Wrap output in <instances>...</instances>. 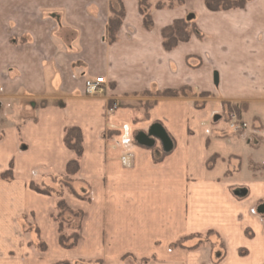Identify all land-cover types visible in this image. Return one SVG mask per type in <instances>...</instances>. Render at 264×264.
<instances>
[{
    "label": "crops",
    "instance_id": "obj_1",
    "mask_svg": "<svg viewBox=\"0 0 264 264\" xmlns=\"http://www.w3.org/2000/svg\"><path fill=\"white\" fill-rule=\"evenodd\" d=\"M190 1L154 9L153 27L146 30L138 1L122 0L125 17L117 41L108 44L110 0H0V174L10 164L13 173L11 180L0 178V264H50L58 257L101 258L104 264H264V142L254 144L247 130L236 134L220 124L225 100L248 102L241 118L246 124L250 101L264 106V0L219 12L207 11L203 0L202 15L231 17L235 30L221 33V51L199 82L202 53L187 48L190 40L165 51L160 33L195 10ZM194 56L197 67L189 65ZM227 64L236 71L239 95L221 87ZM95 77H103L104 91L89 95L85 80ZM183 86L215 96L199 105L191 95L158 98L146 120L133 122L132 94ZM118 102L128 104L108 109ZM255 116L264 139V114L255 112L249 122ZM156 122L172 139L169 150L160 142L169 152L159 162L152 146L136 142L142 131L135 133ZM71 126L82 133L77 178L91 186V201L66 195L84 215L77 247L62 250L51 218L54 197L28 183L44 170L65 172L74 157L63 143ZM106 129L120 135L105 138ZM123 137L130 142L122 144ZM211 155L217 158L209 164ZM26 221L39 228L47 251L29 244ZM209 231L219 239L218 256L209 241L195 250L170 245Z\"/></svg>",
    "mask_w": 264,
    "mask_h": 264
},
{
    "label": "rangeland",
    "instance_id": "obj_2",
    "mask_svg": "<svg viewBox=\"0 0 264 264\" xmlns=\"http://www.w3.org/2000/svg\"><path fill=\"white\" fill-rule=\"evenodd\" d=\"M251 0H248L246 5L248 4V2H250ZM203 0H191L189 3V6L192 7L195 10H186L185 14L183 15L184 17H189L191 16L192 18H194V22L196 23V25L198 24V29L201 32L202 36H198L199 38H197V35H192L191 38L189 39L190 41L186 44L187 48L190 49L191 51H197L199 53H202L201 57L203 60V65L199 68L200 73H196V80L197 82L199 81H203L202 77L203 74L206 73L205 71H207L208 69L211 68V63L213 62V59L215 56L219 55L220 51H221V44H218L219 41L221 40L222 37H224V35H221L222 32H225L227 29L229 30H235L233 28L234 23H232V20L234 21L235 19L233 18H227L225 16L220 15V13H218L216 16L213 17H206L205 15H202V13L200 12L201 10V5H202ZM245 5V6H246ZM245 8V7H244ZM206 9V7H205ZM154 10V9H153ZM152 10V11H153ZM207 10V9H206ZM236 10V9H235ZM209 11V10H207ZM168 14V13H167ZM198 14V17H197ZM163 18H165L164 15H162ZM158 22V20H157ZM232 23V25L230 26V24ZM230 27V28H229ZM233 32V31H232ZM194 59L189 60L191 61V63L189 65L193 66V67H197V65L200 64V61L197 60V56L193 57ZM220 65V64H219ZM222 70H224L226 72V76L225 79H223V83H221V87L223 89V91H226V93H228L229 95L235 96V95H239V86L237 85V74L236 71H233L232 68H230L229 64H227V66H221ZM220 86V85H219ZM190 88V87H188ZM188 90V91H187ZM185 90V95L184 96H188L191 95L195 98H198V100H196L197 105L202 104L203 100L205 98H210L213 97V95L215 96L214 93L211 92H193V90L190 88ZM156 90H150L149 94H143V93H139V94H132L135 97L137 96V99H133L131 102V107H132V111H133V122H139V121H144L148 118V112L149 109L152 107L153 102H155L157 100L156 98ZM202 93H208L210 94V96H202ZM247 95L249 97H252V95L255 94H250L249 92H247ZM225 103H229L231 105H236L240 112H237L236 110H231L230 112H228L226 114L225 112V121L221 120L222 122H220V124L224 127H229L228 126V122L231 119V114L237 113L236 115H240V117L242 118V113H244L247 109H248V102L247 101H240V102H231V101H224ZM119 103V102H118ZM117 103V104H118ZM114 104V103H109V110L113 111L115 109H117V107H124L125 105H127L128 103L125 102H121L118 105ZM244 104V105H243ZM224 111V109H223ZM262 112L264 114V106L263 104L261 105L258 102H255L253 100L250 101V109L248 110V112L245 115V118L247 119V127H245V129H239L238 131H235L236 134H242L245 132V130H247V133L249 135L248 138H251V142L254 144H257L258 141L261 143L264 142V139L262 137V130H263V125L261 124V122L259 121L258 117H252L251 122H249L250 117L256 113ZM150 128V127H149ZM80 129V128H79ZM148 128L146 129H141V128H136L135 129V133L138 131H142L143 134H146L149 138H151L153 140V144H152V152L153 154H155L157 152V154L162 155L163 151L161 149V145H160V141L151 136L148 135ZM230 130V129H229ZM81 131V130H80ZM260 131V132H259ZM260 134V135H258ZM118 135H120V131H116L113 129H106L104 131V137L105 138H111L113 139L114 137H117ZM81 137H82V133H81ZM123 140H121L122 142ZM136 142H138L136 140ZM122 144H124V142H122ZM128 144V143H125ZM82 149H83V141H82ZM235 151H242L240 149L239 146H237V148L234 149ZM74 152V151H73ZM234 152V151H233ZM83 154V152H82ZM247 157V155H245ZM74 157H75V153H74ZM73 157V158H74ZM82 157V155H81ZM81 161V158H80ZM246 163V161H245ZM79 167H80V162H79ZM66 169V166H65ZM79 172V169H78ZM78 172L73 175L71 177L70 182L66 185L65 183H51L50 178L48 177L49 174H57V175H63L64 173H58L55 172L53 170H44L41 171L39 173H37L36 177L31 179V180H36V182L40 183L42 182V180H44L46 183L51 184V186L53 187L52 189V193L49 194V196H53L55 199V207H54V212L52 214L56 215L57 211H56V203L57 201L60 199L61 195L62 197L65 199L66 195H70L73 198H76L78 200H82L85 202H90L91 201V186L89 185L88 182L80 180V178H77ZM244 169L239 173V176H243L244 173ZM12 177H13V173H12ZM30 180V181H31ZM29 181V182H30ZM56 182V181H55ZM81 182L82 187L80 188H75L74 187V183L79 185ZM28 187H29V183H28ZM243 191H240L239 193L241 194ZM41 194V193H40ZM46 195V194H44ZM66 201V199H65ZM67 206L72 209L73 211H81V216H75L74 214H69L67 212H63L61 214V216L57 219L59 221H63V230L62 233L64 235L70 234L72 233V231L76 228H78V238L77 241L75 243V245L71 248H66L63 247L62 245L59 244V223L53 220V217L51 216L53 222L56 223L57 226V245L60 249L62 250H73L77 247L78 242H79V238H80V228H81V223H82V219H83V211L81 209H73L68 202L66 201ZM24 225V229L27 232H31L33 235V239L30 241V245L33 246L37 251L39 252H45L48 249V246L46 244V242L40 237V230L39 228L33 224L32 222H28L26 221ZM191 235V234H190ZM187 236V235H186ZM202 239L205 240L204 242H211L213 243V250L217 252V256L220 254V242L219 239L216 238V235L213 233L210 234H203ZM180 240L181 243L185 244V245H191V244H195L197 243V234H193L192 236H190L189 238H185L183 240V237L176 239L175 241L171 242L170 245L172 244H176L178 243ZM40 243H44L45 245V249L41 250V248H39V244ZM179 248V247H176ZM197 248V247H196ZM196 248H190L187 250H195ZM216 254H213V256ZM126 256V255H125ZM124 257V256H123ZM153 258H155V256H153ZM152 258H148L147 261H150ZM143 262L146 261V259L142 260ZM43 262H45L43 260ZM105 260L101 259V258H83V257H75V258H57L54 261H52L50 264H104Z\"/></svg>",
    "mask_w": 264,
    "mask_h": 264
},
{
    "label": "trees",
    "instance_id": "obj_3",
    "mask_svg": "<svg viewBox=\"0 0 264 264\" xmlns=\"http://www.w3.org/2000/svg\"><path fill=\"white\" fill-rule=\"evenodd\" d=\"M138 1V11L141 15L143 27L146 30H151L153 27V18H152V10L153 9H173L175 7H179L184 5L185 0H137ZM248 0H204V6L207 10L212 12L219 11H229L235 9H242L245 7ZM125 17V7L122 0H110L109 4V17L107 20V28L105 32V40L108 44H112L118 39V31L121 27L122 21ZM161 38H162V47L165 51H171L177 47L179 43H184L189 41L192 35L202 36L199 31L196 23L194 22V18L182 17L174 19L170 24L161 28ZM200 39V38H199ZM187 86H183L177 89H158L156 90V98L162 97H179L185 95V90H187ZM188 91V90H187ZM143 94H149V91L141 92ZM139 94V93H135ZM202 96H210V94L202 93ZM224 111H223V120L225 119L224 115L230 112L231 110H236L240 112L239 108L236 105H231L229 103H224ZM244 105V104H243ZM237 114V113H236ZM239 118L240 115H237ZM225 121V120H224ZM156 124H159L156 122ZM171 139V138H170ZM172 141V139H171ZM63 143L68 148L74 151L75 157L69 160L66 164L65 174L57 175V174H49L48 177L51 180V183H65L66 185L70 182L71 177L78 172L79 162L83 152L82 149V137L81 131L76 126L67 127L64 129L63 134ZM169 151H163L162 155L154 156V161L159 162L163 156H165ZM217 155H211L207 159V163H212L216 160ZM0 178L5 180H11L12 177V165L10 164L9 168L0 174ZM56 181V182H55ZM29 188L37 193L49 195L52 193L53 187L51 184L46 183L44 180L38 183L36 180H31L29 182ZM56 211L57 214L53 215V220L58 222L59 224V244L66 248H71L75 245L78 238V228L73 230L72 233L64 235L62 233L63 230V221L57 220L63 212H67L69 214H74L75 216H81V211H73L70 209L65 199L60 197V199L56 203ZM214 232L209 231L207 234ZM191 235H187L183 237V240L189 238ZM201 234H197V243L191 245H185L179 242L176 244H172L171 247H179L183 249L196 248L204 243L205 240L202 239ZM39 248L41 250L45 249L44 243L39 244Z\"/></svg>",
    "mask_w": 264,
    "mask_h": 264
},
{
    "label": "built area",
    "instance_id": "obj_4",
    "mask_svg": "<svg viewBox=\"0 0 264 264\" xmlns=\"http://www.w3.org/2000/svg\"><path fill=\"white\" fill-rule=\"evenodd\" d=\"M104 79L103 77H95L94 79H86L85 80V89H86V93L89 95H95L98 93H102L104 91ZM1 90V88H0ZM228 126L231 130L233 131H238L239 129H243L247 126V124L241 119L239 118L236 113H232L231 114V119L228 122ZM125 143H129L130 142V138H124L122 139ZM125 160V156L122 157V161L124 162Z\"/></svg>",
    "mask_w": 264,
    "mask_h": 264
},
{
    "label": "water",
    "instance_id": "obj_5",
    "mask_svg": "<svg viewBox=\"0 0 264 264\" xmlns=\"http://www.w3.org/2000/svg\"><path fill=\"white\" fill-rule=\"evenodd\" d=\"M188 18H191L189 16ZM213 82L214 84H218V73L216 71L213 72ZM148 135H151L161 142L164 150H169L171 148V141L166 133V131L163 129V127L159 124H153L149 130ZM136 140L146 146H152L153 140L149 138L146 134L139 133L136 136Z\"/></svg>",
    "mask_w": 264,
    "mask_h": 264
}]
</instances>
